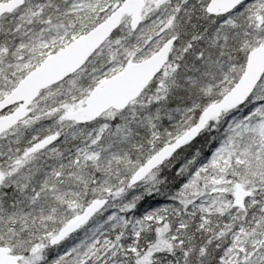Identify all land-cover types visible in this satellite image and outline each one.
<instances>
[{"label": "snow or ice", "instance_id": "1", "mask_svg": "<svg viewBox=\"0 0 264 264\" xmlns=\"http://www.w3.org/2000/svg\"><path fill=\"white\" fill-rule=\"evenodd\" d=\"M0 264H264V0H0Z\"/></svg>", "mask_w": 264, "mask_h": 264}]
</instances>
